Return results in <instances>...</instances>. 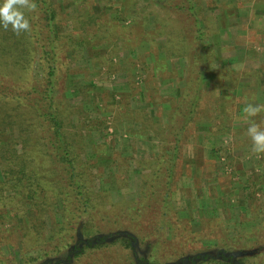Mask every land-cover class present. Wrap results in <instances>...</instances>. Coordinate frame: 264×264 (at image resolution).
<instances>
[{
  "label": "rangeland",
  "instance_id": "374dc122",
  "mask_svg": "<svg viewBox=\"0 0 264 264\" xmlns=\"http://www.w3.org/2000/svg\"><path fill=\"white\" fill-rule=\"evenodd\" d=\"M49 1L62 35L85 40L75 57L65 44L55 93L59 109L72 123L79 120L71 155L95 205L96 222L117 220L106 240L135 236L140 254L155 262L203 253L218 259L223 251L237 264L241 259L242 264H264V152L252 150L244 112L247 104L264 106V0ZM28 57L33 58L30 73L41 77L40 55L34 51ZM15 74L5 81L17 82ZM5 100L0 98V109L3 102L12 105ZM24 117L42 129L32 114ZM252 119L264 127V110ZM34 128L32 138L38 136ZM9 140L10 132L0 133L2 158ZM29 143L25 150L35 160L31 166L43 189L34 202L43 209H25L23 238L8 230L16 238L8 240V249L0 244L5 264H24L19 254L37 249L30 246L36 234L30 231L29 214L46 218L48 228L59 219L60 197L49 183L57 177L55 168L63 167L47 163L42 147ZM17 147L23 151L21 144ZM170 153L176 155L173 162ZM155 173L159 179L154 180ZM145 180L158 183L142 208L130 202L133 209H125ZM11 182L3 184L4 202H9ZM20 197H14L16 203ZM136 218L144 225L133 230L128 226ZM100 249L103 257L105 248ZM117 263L114 256L112 264Z\"/></svg>",
  "mask_w": 264,
  "mask_h": 264
},
{
  "label": "trees",
  "instance_id": "16d2710c",
  "mask_svg": "<svg viewBox=\"0 0 264 264\" xmlns=\"http://www.w3.org/2000/svg\"><path fill=\"white\" fill-rule=\"evenodd\" d=\"M29 3H35L36 7L34 9L25 7L31 24L28 30L17 33L10 25L8 27L0 25V79L2 80L0 95L3 93L0 98L12 102V105L8 107L3 102L5 108L0 109V133L10 132L8 145L3 148L4 156L0 157V165L4 166L3 171L0 170L2 175L0 180V228L2 226L7 231L3 229V234L0 235V244L3 243V247L8 249V240L16 238L12 231H8L9 229L13 230L14 228V233L18 238L19 236L23 238L24 236L21 237V235H26V227L20 226L26 216L25 209L35 210V213L41 212L43 209L40 206L41 203L34 202L37 201L36 194L43 191L40 182H38L37 171L31 166L32 163L35 164V160H31L25 150L28 145H31L29 142L33 141L42 147L43 152L45 151L47 163L51 161L61 165L63 169L56 170L55 168L54 172L57 177H54L49 183L52 189L50 191L60 197L58 200L60 203L58 204L59 219L48 228L46 218L34 217L33 214L27 216V222L32 227L30 231L36 234L30 246L31 248L36 246L37 249L34 253L30 251L19 254L24 264H112L114 256H118L117 264H237L238 262L234 261L232 256L223 251H219L221 258L218 259L208 258V254L203 253L169 261L171 255L165 260L155 262L153 258L150 259L140 254L136 248L135 236L125 235L116 237L112 241L106 240L109 237V234H106L107 231H111L110 229L117 220L107 221L104 219L105 221L102 220L100 223L96 222L95 205L90 202L85 188L86 182L80 179L75 168V158L71 155L74 141L76 142L74 133L78 131L79 120H77L78 123H72L71 117L59 109L61 103L57 100L55 93L59 57L65 44L69 50V56L75 57L81 53L85 40L73 41L70 35H62L53 22L56 9L49 0H29ZM188 9L193 13V6L190 2ZM38 20L43 21L42 26L39 25ZM197 31L200 45L204 47L200 29ZM65 40L68 43H64ZM34 51L40 55L43 62L41 64L43 74L36 78L30 73L33 58L28 57ZM14 72L19 73L16 78L17 82H6L7 79L4 77H13ZM29 113L42 129L36 130L34 126H31V123H26L27 119H24V115ZM71 127L74 130H71ZM33 128L38 135L34 136L35 138L30 136ZM15 130L18 131L16 133L19 137L14 135ZM18 144H21L23 149L20 153L17 151ZM174 152L176 153V149ZM175 153H170L169 160L171 162L176 159ZM156 173L154 180L159 179L160 176ZM166 177L168 182L172 180V164L166 168ZM7 180L12 181L9 186L11 188L10 199L9 202H4L2 190L3 184ZM154 180L153 182L145 180L138 196L132 198V201L128 200L125 209L129 211L133 209L130 202L136 203V210L141 209L144 199L150 194L153 186L158 183ZM168 182L165 181V184ZM52 184L55 190L52 188ZM155 189L153 194L158 192V189ZM17 195L21 196L20 199L18 198V203L14 200ZM46 195L47 197L52 196L51 194ZM5 205L8 206L7 209L4 208ZM44 211L48 216V209ZM6 219L9 221H5ZM140 219H131L132 222L128 227L137 230L138 225H144ZM162 227L163 224L157 226V231ZM22 228L24 234H19ZM47 229L50 233L49 235L47 233L45 237ZM137 236L139 235H136V238ZM100 248H105V257L100 256L103 250ZM127 248L130 249L126 251ZM6 257L8 256L6 255ZM198 258L200 259L198 260ZM241 260L239 262L242 264ZM7 261L10 262L8 258ZM0 264H5L1 257Z\"/></svg>",
  "mask_w": 264,
  "mask_h": 264
},
{
  "label": "clouds",
  "instance_id": "9594fccd",
  "mask_svg": "<svg viewBox=\"0 0 264 264\" xmlns=\"http://www.w3.org/2000/svg\"><path fill=\"white\" fill-rule=\"evenodd\" d=\"M34 9L35 3H29V0H0V25L12 27L14 31H26L30 28V22L25 16L23 8ZM264 110L262 105L247 104L244 112L250 118L248 135L252 140V150L256 153L264 152V127L256 122L254 118L259 112Z\"/></svg>",
  "mask_w": 264,
  "mask_h": 264
},
{
  "label": "crops",
  "instance_id": "0c3cea01",
  "mask_svg": "<svg viewBox=\"0 0 264 264\" xmlns=\"http://www.w3.org/2000/svg\"><path fill=\"white\" fill-rule=\"evenodd\" d=\"M262 4H264V3H262ZM264 7H262V9H263ZM261 10V9H260ZM261 13H262V21H263V23H264V10H261L260 11Z\"/></svg>",
  "mask_w": 264,
  "mask_h": 264
}]
</instances>
